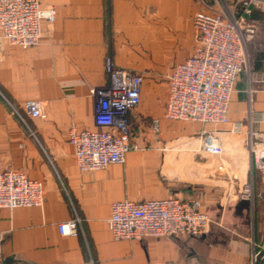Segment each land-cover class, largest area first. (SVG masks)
I'll return each instance as SVG.
<instances>
[{"label": "crops", "instance_id": "1", "mask_svg": "<svg viewBox=\"0 0 264 264\" xmlns=\"http://www.w3.org/2000/svg\"><path fill=\"white\" fill-rule=\"evenodd\" d=\"M41 6L57 15L43 21L39 44L0 42V172L22 170L44 185L43 206L0 208V264L9 257L10 264H253L264 245V51L237 78L228 124L168 119L169 83L163 93L144 78L141 103L129 112L139 148L123 164L84 172L68 134L72 126L96 127L94 90L108 81L106 56L142 73L172 68L194 51L193 15L202 4L41 0ZM262 17L258 9L251 20ZM31 99L45 102L46 116L24 123L7 100L20 108ZM258 115L262 120L253 119ZM239 122L245 131H231ZM207 138H218L222 152L205 150ZM255 148L262 150L259 163ZM248 183L250 200L242 197ZM173 196L200 201L212 219L207 233L113 238L114 201ZM75 217L79 234L61 233L59 225Z\"/></svg>", "mask_w": 264, "mask_h": 264}, {"label": "built area", "instance_id": "2", "mask_svg": "<svg viewBox=\"0 0 264 264\" xmlns=\"http://www.w3.org/2000/svg\"><path fill=\"white\" fill-rule=\"evenodd\" d=\"M202 8L193 15L197 44L185 60L176 63L168 75L169 96L166 117L171 120L228 124V110L237 78L248 69L246 42L255 36L258 23L251 20L253 10L264 11V0H200ZM55 8H43L41 0H0V42L28 48L40 43L43 21H55ZM106 84L94 90L95 129L72 126L68 141L74 148L81 171L104 169L123 164L127 153L138 149L132 139L129 112L141 103L144 77L132 69L117 66L111 55L105 58ZM13 113L24 123L26 116L44 118L46 104L40 99L26 101L22 107L7 100ZM262 115L254 120H262ZM159 120L154 121V128ZM231 131L243 133L245 125L234 123ZM207 151L220 153L218 138H207ZM259 163L262 150L253 151ZM242 197L253 198L248 183ZM44 203L43 182L24 171L0 172V208L40 207ZM212 219L197 199L178 197L116 200L111 204L108 226L115 240L145 236H200L210 229ZM60 232L78 235L80 219L59 225ZM163 264H179L167 260Z\"/></svg>", "mask_w": 264, "mask_h": 264}, {"label": "rangeland", "instance_id": "3", "mask_svg": "<svg viewBox=\"0 0 264 264\" xmlns=\"http://www.w3.org/2000/svg\"><path fill=\"white\" fill-rule=\"evenodd\" d=\"M206 1L210 2L211 0L210 1L206 0ZM246 47L249 58L248 68H250L252 67L253 57L255 56V53L258 50L264 51V19L263 21L258 23V29L256 31L255 36L247 40ZM170 69H171V63H169L167 66L153 68L152 70H148L146 73L144 72L142 73L133 69L132 70L134 72L141 73L144 76L145 81L147 79H152L157 84L158 89L164 93L168 89V75Z\"/></svg>", "mask_w": 264, "mask_h": 264}, {"label": "water", "instance_id": "4", "mask_svg": "<svg viewBox=\"0 0 264 264\" xmlns=\"http://www.w3.org/2000/svg\"><path fill=\"white\" fill-rule=\"evenodd\" d=\"M263 260H264V245L258 252L253 264H261ZM11 261H12V257H9L7 260H5V264H10Z\"/></svg>", "mask_w": 264, "mask_h": 264}, {"label": "trees", "instance_id": "5", "mask_svg": "<svg viewBox=\"0 0 264 264\" xmlns=\"http://www.w3.org/2000/svg\"><path fill=\"white\" fill-rule=\"evenodd\" d=\"M257 10H258V9L255 8V9L253 10V13H252V14L254 15V12L257 11ZM251 16H252V15H251ZM261 19H262L261 21H263L264 17H262Z\"/></svg>", "mask_w": 264, "mask_h": 264}]
</instances>
